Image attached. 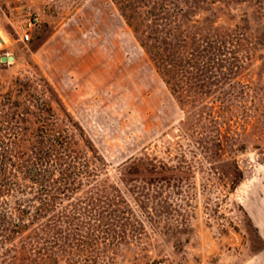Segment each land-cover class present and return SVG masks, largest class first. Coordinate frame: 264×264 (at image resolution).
Returning <instances> with one entry per match:
<instances>
[{
  "label": "rangeland",
  "instance_id": "obj_1",
  "mask_svg": "<svg viewBox=\"0 0 264 264\" xmlns=\"http://www.w3.org/2000/svg\"><path fill=\"white\" fill-rule=\"evenodd\" d=\"M0 39V264H264V0H0Z\"/></svg>",
  "mask_w": 264,
  "mask_h": 264
},
{
  "label": "trees",
  "instance_id": "obj_2",
  "mask_svg": "<svg viewBox=\"0 0 264 264\" xmlns=\"http://www.w3.org/2000/svg\"><path fill=\"white\" fill-rule=\"evenodd\" d=\"M164 66H172L171 63H167V65ZM168 70V69H167ZM169 73L168 76V82L172 83V74ZM174 85V82H173ZM54 136V135H53ZM61 136L56 135L54 137H52V140L57 141L58 139H60V141H58V143H60L61 146V150L60 151H56L57 148L52 147L50 150V153L48 154L49 159L48 162L52 163L55 162L58 163V165L60 166L57 171L58 173L61 175V179L59 180L58 183L55 182H51L53 180V177L50 176V172H45L47 170L46 166H44V168L42 169L41 172H37V176H36V181L39 183L40 186H36V187H32L33 189L35 188V192L37 194H45L47 195L48 193L52 194L53 191L58 189V193H65V139L61 140ZM56 146V145H54ZM6 151V150H4ZM7 152V151H6ZM8 153V154H7ZM6 154H4L3 151L0 150V174L3 173V171H12V177H16L17 179L20 178V167H21V161L25 158L24 156L26 155L25 152L23 151H12V152H7ZM40 156V154L38 152H35L33 157L35 158V162L36 164L40 163L41 165L43 164V161H38L36 160L37 156ZM34 162V161H32ZM19 184V183H18ZM62 184V186H60ZM7 183L4 182H0V191H4V190H8ZM19 186V185H18ZM63 188V189H62ZM39 210V213H41V207H37V212Z\"/></svg>",
  "mask_w": 264,
  "mask_h": 264
},
{
  "label": "built area",
  "instance_id": "obj_3",
  "mask_svg": "<svg viewBox=\"0 0 264 264\" xmlns=\"http://www.w3.org/2000/svg\"><path fill=\"white\" fill-rule=\"evenodd\" d=\"M39 16L36 12H30L28 15L24 18L20 30H19V38L22 41H26L30 39V36L32 34V31L36 28V26L39 24ZM0 48H1V39H0Z\"/></svg>",
  "mask_w": 264,
  "mask_h": 264
},
{
  "label": "water",
  "instance_id": "obj_4",
  "mask_svg": "<svg viewBox=\"0 0 264 264\" xmlns=\"http://www.w3.org/2000/svg\"><path fill=\"white\" fill-rule=\"evenodd\" d=\"M13 57L11 55H2L1 59L2 60H7V59H12Z\"/></svg>",
  "mask_w": 264,
  "mask_h": 264
}]
</instances>
